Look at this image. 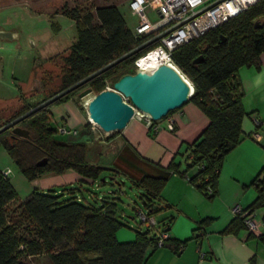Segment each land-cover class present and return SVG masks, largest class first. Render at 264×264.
Wrapping results in <instances>:
<instances>
[{
  "label": "trees",
  "instance_id": "obj_1",
  "mask_svg": "<svg viewBox=\"0 0 264 264\" xmlns=\"http://www.w3.org/2000/svg\"><path fill=\"white\" fill-rule=\"evenodd\" d=\"M62 12L75 20L77 39L65 57L61 86L35 103H25L6 115L0 113V127L134 48L147 45L21 119L17 125L28 129L29 136L15 134L10 126L0 133V143L29 180L69 169L95 180L102 179L108 168L87 160L86 142L63 141L55 136L58 127L51 124L52 107L79 96L85 88L98 93L109 84L113 86L119 76L133 72L135 60L156 48L160 39L148 43V36L135 35L115 3L91 8H69L65 4ZM263 51L264 0L171 51L172 62L194 85L189 101L210 119L198 137L186 144L188 167L198 168L190 181L210 198L218 193L226 154L239 144L243 133L246 111L238 71L243 65L259 67ZM47 78L43 77L42 86ZM45 157L47 161L39 164ZM170 167L178 170L175 161ZM165 183L164 177L146 175L133 185L140 191L139 197L149 214L164 209L158 203ZM253 183L258 196L248 207L264 208V165ZM208 186L212 192L207 190ZM79 190V184L71 186V183L46 190L34 187L19 202L20 211L16 215L8 206L20 196L10 176L0 168V264H26L25 257L41 253L47 254L53 264H143L150 243L158 246L157 232L150 236L151 229L134 226L135 239L120 241L117 230L124 225L132 226L121 217L118 198L105 197L97 205L78 195ZM207 221H200L198 227H204ZM243 227H246L243 218L236 215L224 231L237 232ZM261 238L264 240V233Z\"/></svg>",
  "mask_w": 264,
  "mask_h": 264
},
{
  "label": "crops",
  "instance_id": "obj_2",
  "mask_svg": "<svg viewBox=\"0 0 264 264\" xmlns=\"http://www.w3.org/2000/svg\"><path fill=\"white\" fill-rule=\"evenodd\" d=\"M259 64V67L243 65L238 71L246 111L242 121L243 133L239 144L224 158L218 193L214 197H208L190 181L198 168L188 167L186 144L193 142L210 121L192 101L155 120L156 131L137 116L109 138H103V132L94 126L93 130L85 127L86 132L96 136L95 144L88 145L87 160L110 167L102 175L105 178L95 180L69 169L62 173L42 174L30 180L32 187L46 190L62 184H79L80 190L76 193L99 205L108 197L101 191L107 179L124 186L127 182L134 185L146 175L164 177L166 183L158 203L164 209L157 212L162 219L157 230L166 228L169 240L162 246L150 243L143 264H264L263 207L255 211L257 232H250L246 227L237 232L224 231L236 216L233 207H248L258 196L253 180L264 165V51ZM70 100L75 103L73 98ZM68 108L69 112L76 111L73 106ZM12 110L10 106L9 111ZM256 119L261 121L258 128ZM65 120L70 124L81 122L85 125L87 121L84 115ZM74 129L78 132L76 127ZM256 129L262 139L250 135ZM9 161L0 168H11L12 171ZM172 161L178 164V170L170 167ZM118 211L120 213L119 206ZM204 219L208 221L199 228V222ZM116 235L120 241H130L135 239L136 232L124 225ZM40 255L44 253L35 256Z\"/></svg>",
  "mask_w": 264,
  "mask_h": 264
},
{
  "label": "rangeland",
  "instance_id": "obj_3",
  "mask_svg": "<svg viewBox=\"0 0 264 264\" xmlns=\"http://www.w3.org/2000/svg\"><path fill=\"white\" fill-rule=\"evenodd\" d=\"M128 1L0 0V29L13 32L12 37L0 36V113L3 115L9 114L10 106L13 110H16L23 104L28 103L26 100L35 103L41 100L44 94L61 86L62 68L66 65L65 57L70 46L77 39L75 20L62 12L65 4L69 8L75 6L91 8L96 5L115 3L123 13L128 26L134 29L138 17L130 10ZM150 15L153 19L156 18L155 14ZM43 77H48L49 80L44 85L45 88L42 86ZM35 83L38 87L34 88ZM110 86L112 87V85ZM89 99L90 95L73 99L75 103L69 99L70 101L67 100L53 105L51 124L54 128L58 127L59 122H63L68 127L78 129L77 133H63L56 128L55 136L58 139L84 141L87 145L95 144V134L86 132L85 127L87 130L99 129V132L102 129L97 124L93 128V123L90 121L89 106L84 105L85 101ZM68 106H73L76 111L71 110L69 112L70 108ZM82 115L87 120L86 125L81 122L70 124L69 121L65 120L74 116L79 118ZM8 161V164L12 167L9 175L10 181L20 196V199L12 201L8 207L10 211H14L18 215L20 211L18 209L19 202L31 193L33 187L30 180L0 143V166L6 165ZM101 191L102 194H106L108 197L118 198L120 215L123 219L129 221L132 228L137 226L141 230L147 229L135 209L148 210L140 200V191L130 182L120 186L115 180L107 179V182L102 185ZM155 216L157 220L155 228H159L162 219L157 213ZM152 230L150 236L155 232ZM24 259L26 264L52 263L47 254L43 256L32 255Z\"/></svg>",
  "mask_w": 264,
  "mask_h": 264
},
{
  "label": "water",
  "instance_id": "obj_4",
  "mask_svg": "<svg viewBox=\"0 0 264 264\" xmlns=\"http://www.w3.org/2000/svg\"><path fill=\"white\" fill-rule=\"evenodd\" d=\"M12 35V31L0 29V36L12 37ZM163 35L165 34L156 36L148 43L160 39ZM222 39H225V37H222ZM145 45H147V43L118 57L79 82H76L3 125L0 127V133L7 127L13 126V132L15 134L25 137L29 136L30 132L28 129L17 125L21 119L37 109L48 105L66 92L82 85L90 78L115 65L117 62L140 50ZM35 87H38L36 83L34 84V88ZM193 91L194 85L192 81L181 69L173 62L163 61L153 68L135 66L133 72H126L119 76V78L114 81L112 87H107L98 93H94L91 88H85L79 93V96L86 97L90 95L88 102L90 118L102 129L103 138H109L113 132L121 130L127 125L131 118L134 117L136 108L142 112L148 113L154 120H158L166 116L170 111L180 108L188 102ZM125 96L129 97L131 102L126 100L124 98ZM46 161L47 158L45 157L38 163L43 164Z\"/></svg>",
  "mask_w": 264,
  "mask_h": 264
},
{
  "label": "built area",
  "instance_id": "obj_5",
  "mask_svg": "<svg viewBox=\"0 0 264 264\" xmlns=\"http://www.w3.org/2000/svg\"><path fill=\"white\" fill-rule=\"evenodd\" d=\"M259 1L261 0H129L128 5L130 10L138 17L135 28L132 29L134 34L146 35L148 36V40L165 34L160 38V44L156 48L161 47L165 49L168 54V61L172 62L171 51L176 46L204 34L211 28L221 25L229 18ZM152 13L155 14L156 18L153 19L151 17L150 14ZM141 57L135 60L136 66H139L138 60ZM107 87L110 88L111 86L108 85ZM78 98L81 97L75 95L73 99ZM124 98L131 102L129 97L125 96ZM88 102L89 100L85 101L84 105L88 106ZM134 116L143 119L154 131L157 130V126H154V119L148 113L136 108ZM90 121L93 123V126L96 125L95 121L92 119ZM255 121L256 126L259 127L261 121L258 119ZM58 129L63 133L77 132L65 123H59ZM252 136L258 140L263 137L257 129L252 132ZM3 171L6 176H9L11 168H6ZM207 190L209 192L213 191L211 186H208ZM135 210L141 222L147 228L157 232L158 238L156 244L159 246L167 244L169 233L166 229L157 230L155 228L157 220L154 214H149L148 211L142 208H136ZM233 211L236 215L243 218L244 224L250 232H257L256 209L236 205L233 207Z\"/></svg>",
  "mask_w": 264,
  "mask_h": 264
},
{
  "label": "bare ground",
  "instance_id": "obj_6",
  "mask_svg": "<svg viewBox=\"0 0 264 264\" xmlns=\"http://www.w3.org/2000/svg\"><path fill=\"white\" fill-rule=\"evenodd\" d=\"M168 54L163 48H155L138 60L140 67L153 68L163 61H168Z\"/></svg>",
  "mask_w": 264,
  "mask_h": 264
}]
</instances>
